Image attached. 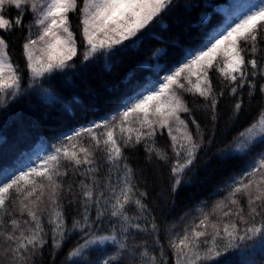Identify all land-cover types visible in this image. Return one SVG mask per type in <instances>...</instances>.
Returning <instances> with one entry per match:
<instances>
[{"label":"snow or ice","instance_id":"obj_1","mask_svg":"<svg viewBox=\"0 0 264 264\" xmlns=\"http://www.w3.org/2000/svg\"><path fill=\"white\" fill-rule=\"evenodd\" d=\"M172 2L0 0V104L15 99L21 92V68L9 55V37L15 31L27 30L22 45L24 68L34 82L73 66L69 62L78 56L77 35L84 48L83 61L102 50L122 51L118 45L126 47L125 41L135 43L133 38H138V33ZM70 13L78 17V33L72 28ZM29 14L32 19L25 24ZM33 28L37 29L35 33ZM213 69L219 73V91L209 77ZM257 78L264 80V0L229 16L222 30L207 43L187 50L177 66L129 97L113 115L64 135L45 155L0 178V264H36L34 258L49 243L43 224L49 208L52 264L73 233L82 242L78 241L68 252L66 264H125V258L131 264L137 255L139 264H169V250L173 264H225V254L238 248L240 242L257 236L264 238V151L232 180L228 195L214 205L213 213L197 208L198 216L181 217L180 231H175V224L170 226L167 248L161 243L158 218L145 202L148 193L139 190L124 153L125 148L143 142L149 160L155 154L157 160L171 164L170 193L174 196L186 183L185 176L194 175L204 146L213 143V137L205 138L183 93L203 98L202 107L215 127L218 104L226 92L233 97L232 116L237 118L243 107L241 92L246 87L249 97L257 90L264 94V83H258ZM163 130H167L171 140L172 158L156 146L157 132L162 135ZM257 145H264V109L255 122L239 133L237 142L227 152L229 156L248 155ZM101 160L103 163H98ZM102 168H106L103 179ZM70 173L83 179L75 184ZM64 200L80 209L79 218L73 220L70 228L63 219ZM165 203L173 202L169 199ZM129 205H134L135 217L128 214ZM217 209L222 219L212 218ZM113 218L115 222L109 224L111 235H99L104 223ZM139 233L152 238L151 254L147 240L137 244ZM105 242L116 246L114 254L87 259L96 250L94 246Z\"/></svg>","mask_w":264,"mask_h":264},{"label":"trees","instance_id":"obj_2","mask_svg":"<svg viewBox=\"0 0 264 264\" xmlns=\"http://www.w3.org/2000/svg\"><path fill=\"white\" fill-rule=\"evenodd\" d=\"M260 0H173L171 6L153 21L146 29L133 38L135 43L125 41V46H117L122 51H100L89 60H82L83 46L77 35L78 56L69 63L73 66L52 75L30 80L24 68L25 60L22 45L27 30L15 31L10 37L9 55L15 64H19L22 74V87L15 99H8L0 104V178L16 172L35 161L38 156L45 155L47 150L58 143L64 135L86 125L113 115L129 97L157 82L170 69L177 66L186 51L195 50L207 43L217 31L222 30L229 16L238 15L250 4ZM12 15H15L13 11ZM26 15L24 23L31 21ZM72 28L77 29L78 17L70 13ZM37 31L33 28V33ZM115 53V54H113ZM216 90L219 91L221 81L219 73L214 69L209 72ZM195 81V77H193ZM258 83H264L259 80ZM185 101L193 108L197 120L205 132V138L213 137V143L202 149L194 175L185 176L177 193H170L172 178L171 164L156 159H148L144 143L125 148L129 166L133 169L136 184L140 191H146L145 201L153 210L161 225V243L167 248V229L175 224V231L183 227L181 217L198 216L197 208L213 213L214 205L228 195V186L232 180L247 169L253 159L264 151V145H257L248 155L234 154L229 156L227 150L234 146L240 132L255 122L264 109V94L257 90L252 97L247 95V87L241 92L243 107L237 117L232 116L233 97L227 92L218 104V118L212 126L210 115L206 114L202 105L203 98L191 93H183ZM185 117L186 114H181ZM194 130V126L190 125ZM179 135V134H177ZM156 146L164 149L170 158L173 157L171 140L167 130L163 134L157 132ZM228 157V158H225ZM103 163V161H98ZM106 175L102 168L100 177ZM71 181L78 184L83 177L69 174ZM115 179V177H113ZM87 183V181H85ZM68 181H65L67 187ZM74 184V190H75ZM67 195V193H65ZM15 197V193H13ZM70 199V197H69ZM171 199L172 205L165 201ZM64 223L70 228L74 219H78L80 209L77 204L62 202ZM128 214L137 215L134 205L127 206ZM45 211L43 224L49 234V243L36 256V264H52L51 225ZM94 215V210H93ZM213 219L221 218L222 213L216 210ZM106 221L99 235H111L110 223ZM148 241L150 254L153 250L152 238L143 233L136 236L137 244ZM80 241L79 235L73 233L62 248L56 253L55 264H66L68 252ZM82 242V241H80ZM87 259L105 257L115 253L116 246H94ZM158 255V253H155ZM173 264L171 251L167 257ZM225 264H264V238L254 237L240 242V246L225 254ZM67 264H71L67 261ZM128 264V258H125ZM131 264H139V256L132 258Z\"/></svg>","mask_w":264,"mask_h":264},{"label":"rangeland","instance_id":"obj_3","mask_svg":"<svg viewBox=\"0 0 264 264\" xmlns=\"http://www.w3.org/2000/svg\"><path fill=\"white\" fill-rule=\"evenodd\" d=\"M107 243H109V242H105L104 244H102V245H106ZM111 244V243H110ZM113 245V244H112Z\"/></svg>","mask_w":264,"mask_h":264}]
</instances>
